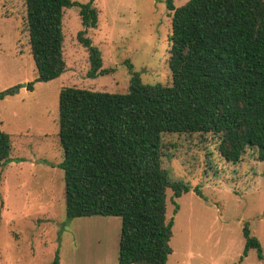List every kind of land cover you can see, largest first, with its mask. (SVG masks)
<instances>
[{"label": "trees", "instance_id": "16d2710c", "mask_svg": "<svg viewBox=\"0 0 264 264\" xmlns=\"http://www.w3.org/2000/svg\"><path fill=\"white\" fill-rule=\"evenodd\" d=\"M30 53L38 77L50 82L66 71L65 10L79 9L91 79L106 75L101 51L86 37L99 13L93 1L24 0ZM172 15L168 66L172 84L150 85L133 74L127 93L63 88L59 96V142L66 218L118 217V264H167L173 254L174 220H167V191L176 200L190 192L173 181L165 139L201 135L214 142L227 163L247 151L264 162V0H189ZM27 84L29 91L34 83ZM18 88L0 92V100ZM0 166L10 164L11 139L1 128ZM199 193V192H198ZM244 256L259 240L246 224ZM59 252L51 264H59Z\"/></svg>", "mask_w": 264, "mask_h": 264}, {"label": "rangeland", "instance_id": "374dc122", "mask_svg": "<svg viewBox=\"0 0 264 264\" xmlns=\"http://www.w3.org/2000/svg\"><path fill=\"white\" fill-rule=\"evenodd\" d=\"M93 1L99 13L91 39L108 74L91 79L79 9L65 10L63 32L66 71L50 82L38 77L30 53L24 0H0V92L18 93L0 100L2 130L11 139L13 161L0 166V264H112L118 258V217L66 218L64 173L57 167L59 96L63 88L127 93L133 74L145 84H172L168 66L172 15L168 0ZM189 0H173L176 7ZM34 83V90L27 85ZM201 135L165 139L173 181L190 192L176 200L167 191V220H174L167 264H264L255 250L244 256L247 224L264 253V162L247 151L240 163H227L216 145ZM199 192V193H198Z\"/></svg>", "mask_w": 264, "mask_h": 264}, {"label": "crops", "instance_id": "0c3cea01", "mask_svg": "<svg viewBox=\"0 0 264 264\" xmlns=\"http://www.w3.org/2000/svg\"><path fill=\"white\" fill-rule=\"evenodd\" d=\"M112 264H118L117 259H116V261H115L114 263H112Z\"/></svg>", "mask_w": 264, "mask_h": 264}, {"label": "water", "instance_id": "95a60500", "mask_svg": "<svg viewBox=\"0 0 264 264\" xmlns=\"http://www.w3.org/2000/svg\"><path fill=\"white\" fill-rule=\"evenodd\" d=\"M27 84H25L23 87L25 88Z\"/></svg>", "mask_w": 264, "mask_h": 264}]
</instances>
